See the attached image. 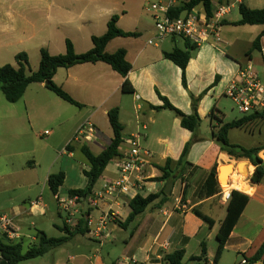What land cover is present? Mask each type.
<instances>
[{
  "label": "crops",
  "instance_id": "obj_1",
  "mask_svg": "<svg viewBox=\"0 0 264 264\" xmlns=\"http://www.w3.org/2000/svg\"><path fill=\"white\" fill-rule=\"evenodd\" d=\"M45 1L56 15L81 19V27L89 25L95 29L98 25H104L103 29L96 34L84 33V37H79L77 41L72 40L78 54L86 53L93 48L92 37L104 35L108 29V22L114 15L119 16L118 26L122 30L139 34L138 37L116 38L106 49L108 53H114L121 48L127 51V60L132 65V70L127 76L134 89L132 93L122 91L125 79L104 62L80 64L68 69H59L56 73L54 82L81 103L82 109L97 107L94 111L82 112V121H90L95 127L93 140L87 143L76 141L62 154L74 158L75 153L81 150L84 144H87L94 154H100L110 144L114 135L108 112L118 108L120 122L124 127V142L120 148L121 157L128 150L127 139L135 134L141 135L142 148L148 155V165L143 174L144 180L131 196H122L116 200L108 196L101 199L98 196L107 181L118 177L117 167L114 171L106 168L90 197L91 200H98V210L91 209L88 200L82 209L81 218L84 220L82 228L86 233L81 234L75 231L74 237L67 242L74 252L69 254L67 262L55 261L53 264H161L165 254L179 249L185 250L184 264H188L186 259L191 264H214L218 248L217 234L226 217L228 205L221 199L224 188L219 180V169L227 165L233 166V171L228 178L230 190L245 193L250 200L234 227L218 264H224L225 254L231 253L237 256L234 264H239L244 258L251 259L264 243V178L261 183H254L252 176L255 166L248 160H234L221 150L213 140V127L218 123L213 121L210 115L215 110V115L224 123L244 117L235 116V119L228 121L230 117L227 110L221 108V104L230 99L226 95L227 89L238 77L240 69L248 65L252 66L253 72L264 84V34L259 48H253L264 26L234 25L241 16L232 17L231 10L222 22L223 43L202 45L190 59L186 68V88L183 84L182 69L173 61L164 58V52H170L174 48L184 49L185 40H183V47L178 45L180 38H168L161 44L149 45L148 41L153 38V35L155 36L153 22L141 19L136 20L133 28L127 26L129 19H140L149 0ZM235 1L239 6L243 4L250 9L264 8V0ZM246 1L250 4H246ZM233 2L234 0H223L222 4L232 6L233 9L235 6ZM20 4V0H0V17L5 19L4 22H0V67L9 64L11 57L15 60L19 53L14 49L22 42L17 26ZM141 39L146 40V45L143 47H139L137 43ZM66 40L58 50H53L49 46L46 48L52 55L65 54ZM113 44L122 46H117V50L111 52L109 48ZM61 70L65 71L59 77ZM39 84L42 88H46L44 83ZM31 86L28 87L23 98ZM192 94L195 97L203 95L198 105V113L202 119L199 136L202 140L193 144L188 155L186 182H188L189 190H187L185 201L183 200V181L179 179L174 182L167 204L162 208H149L127 229L121 228L118 222H125L129 217L131 213L129 204L136 195L146 198L165 190L167 185L165 181H152L162 175L158 167L163 166L167 159L178 161L185 145L194 136L191 131L182 127L180 118L173 111L163 108L165 102L162 98H166L171 105L183 113L191 115L193 113ZM50 103L63 111L67 109L51 97ZM31 105L33 117L39 114L45 115L46 118H53L49 117L43 105H38L36 101ZM32 113L30 111L29 116ZM23 115L15 104L7 105L0 98V161L4 162L0 167V190L3 192H10L15 183L20 185V170L15 165V157L19 155V144L26 130ZM259 124L261 122L232 129L229 132L230 142L242 145L240 142L231 140L232 132L244 130L254 135ZM258 130L261 132L260 129ZM73 135L74 132L66 138L68 139L66 146ZM258 146L263 147L264 142L247 148ZM59 147L55 148L56 153ZM83 157L88 164L84 155ZM113 161L117 162V159ZM54 162L56 163L57 160ZM215 164H218L219 192L205 200H197L195 193ZM87 166L88 169H84L83 173L90 169L89 164ZM49 175L46 179L48 187ZM84 176L81 175L80 184L71 183L70 190L83 188L81 185L85 184ZM233 176L245 184L247 189L239 190L234 187ZM65 181L70 182L69 174H66ZM62 187L59 192L61 196L63 195ZM40 199L41 205L35 206L32 210L30 208L33 201L21 208L17 206L10 208L19 226L24 224L25 217L33 211L45 213L46 204L43 203L42 198ZM178 201L185 203L187 209L179 208ZM109 210L118 214L119 217L116 221L109 220L104 231L99 235L95 233L98 219L101 213ZM95 211L98 212L97 216ZM89 213L94 220L93 226L88 225ZM81 218L79 217L78 220ZM56 226L61 227L57 224ZM213 241H216L214 246L211 245ZM203 243L207 249V256L200 260L198 258L201 256ZM254 264H264V259Z\"/></svg>",
  "mask_w": 264,
  "mask_h": 264
},
{
  "label": "trees",
  "instance_id": "obj_2",
  "mask_svg": "<svg viewBox=\"0 0 264 264\" xmlns=\"http://www.w3.org/2000/svg\"><path fill=\"white\" fill-rule=\"evenodd\" d=\"M223 0H192L188 4L189 7L203 5L205 9L211 13V6L213 2L222 4ZM224 5V4H222ZM182 7L179 11L183 10ZM239 12L241 19L234 23L237 26H264V8L262 9H250L247 6L241 4L239 6ZM179 13V12H178ZM119 16L114 15L108 22L107 32L102 36H93V48L86 53L78 54L75 50L73 42L69 39L66 40V52L65 54L52 55L47 49L42 48L40 50V64L37 71L28 70L29 57L25 52L18 53L15 57L18 67H14L11 64H6L0 67V92L5 96L9 103H18L25 95L28 87L35 83H44L46 88L54 93L56 96L64 100L65 102L82 108L83 105L74 99L67 91L58 86L54 82V77L59 69H68L76 65L87 63L104 62L112 67L114 71L119 73L124 79L122 91L124 93H132L130 82L127 79L129 72L132 70V65L127 60V51L123 48L117 50L114 53H108L106 51L107 46L116 38H129L138 37L136 32H126L118 26ZM264 34V30L259 34L253 44L254 49L259 48L261 37ZM185 40V48H174L170 52H164V58L173 61L182 69L183 84L187 88L186 68L193 54L197 51L198 47L192 44L190 41ZM203 95L192 97L193 113L187 115L175 108L166 98H162L165 102L163 108L173 111L181 120L183 128L193 133V139L188 142L182 155L178 161L173 159H167L163 166L158 168L162 172L160 177L152 179V181H165L167 184L174 181V177L177 174L176 182L182 179L184 185L183 200L185 201L187 190L189 185L186 176V167L189 165L188 155L195 142L201 141L199 131L202 125V119L198 113V105ZM119 109L113 108L108 112V118L113 130V139L110 144L100 154H94L87 144L82 146V153L88 161L89 170L84 171L86 177V185L81 189L69 190V196H78L80 198H90L93 190L102 177L104 171L113 160L121 158L120 148L124 142L123 130L124 127L120 122ZM210 118L216 121L218 125L213 127V140L220 146L221 150L228 154L232 159L237 161L248 160L255 166V172L252 176V181L256 184L262 182L264 178V160L260 157V153L264 151V146H258L253 148H247L242 145L232 144L229 140V132L235 128H243L247 125L255 122L264 121V110L261 112H254L245 115L241 119L234 120L232 122L224 123V121L215 115V110L212 111ZM70 147H68V150ZM66 179L64 172L50 174L48 178V185L54 195L59 194L60 188L63 186ZM219 180H218V164H215L212 170L208 173L203 184L198 188L195 193L197 200H205L214 196L219 192ZM170 195L162 190L158 194H151L144 198L141 195H136L130 201L131 213L125 222H118L121 228L127 229L130 224L151 207L162 208L169 201ZM250 197L245 193L238 190L231 192V200L227 205V214L223 220L220 229L217 234L218 248L214 264H218L223 252L226 249L228 240L234 227L236 226L239 218L246 209ZM84 220L81 218L78 221L76 227H70L64 225L61 231L64 236L60 238H53L47 236L42 231H37L36 240L32 242V245L25 248V242L23 238L20 241H13L7 239L5 236H0V264H21L22 262L45 256L52 252L54 249L66 244L71 238L74 237L75 231L85 234V230L82 228ZM185 250L179 249L174 252L165 254L161 264H184ZM207 256V249L205 243L202 244V253L198 258L200 260L205 259ZM264 259V243L258 252L249 259L250 264H254Z\"/></svg>",
  "mask_w": 264,
  "mask_h": 264
},
{
  "label": "rangeland",
  "instance_id": "obj_3",
  "mask_svg": "<svg viewBox=\"0 0 264 264\" xmlns=\"http://www.w3.org/2000/svg\"><path fill=\"white\" fill-rule=\"evenodd\" d=\"M165 1L167 0H149L146 6ZM20 3L17 26L21 34L22 42L15 47L14 51L19 53L25 52L28 54V70H38L39 60L41 58L40 50L42 48L47 49L46 46H49L53 50H58L63 45L65 39L77 41L79 37L85 36L84 33H87V35L91 32L96 34L100 32L104 26L98 25L95 29L89 25L81 27V19L64 18L60 15H56L50 10L45 0H20ZM233 3L235 6L232 9V17H240L239 4L236 3L235 0ZM246 4L250 3L246 1ZM146 6L139 17L140 19L128 20V27L133 28L136 20L139 21L142 19L143 21L146 20L150 23L153 22L152 15L148 12ZM4 20L5 19L0 17V22H4ZM154 41L156 44H161L164 40ZM145 42V39H141L137 43L139 47H143L146 45ZM178 45L180 47L184 46L183 39L180 38V40H178ZM117 46L122 45L113 44L110 46L109 50L113 52L117 50ZM9 62L12 66L18 67L12 57ZM64 71L65 70H61L59 72V77ZM40 85L41 84L39 83L32 84L25 98L21 99L18 103H15L24 114L23 124L26 128L25 135L22 136L19 144V155H16L15 157V165L20 170V185L18 186L17 183H15L10 192H3L0 190V215H14L12 209H10L13 206L21 208L30 201L35 202V200L42 198L43 203L46 204L45 213L41 214L39 211H33L25 217V222L20 227L23 232L30 237L36 236L37 231L41 230L49 237L60 238L64 236L61 228L64 226V220L66 219L67 214H65L58 206L54 194L47 186L46 179L48 174H55L62 171L65 172V174H69L70 182L65 181L62 187V196L64 197L67 196L68 190L71 188V183L75 182L76 185L80 184L81 175L84 176L83 170L88 169V164L84 159L81 150L75 153L74 158H69L67 155H63L62 152L65 151L66 148V142L68 140L66 138L73 132L75 135L77 128L83 122L82 112L85 113L88 110L94 111L97 107H87L84 109L78 108L65 102L45 87L42 88ZM50 97L59 101V103L67 109L63 111L60 107L57 108L52 105V103H50ZM0 98L3 99L4 103L7 105H12V103H9L6 100L1 92ZM34 101H36L38 105H43L46 108L49 117L53 118H46L45 115L41 116L39 114L38 116L33 117L31 104H33ZM221 108L227 110L230 117L228 121L235 119V116L241 117L248 115L241 113L231 99L223 101ZM30 111L32 113L31 116H29ZM258 129H260L262 133L259 132ZM46 131H49L50 134L46 135ZM256 131L257 132L252 135L244 130H234L232 132L231 140L234 142H240L245 147L255 146L264 142V121L258 125ZM74 135L70 138L72 139ZM58 146L60 147L58 153H56L55 148ZM260 157L264 160V153L260 155ZM54 160H57V162L55 163ZM3 163V161H0V167H2L1 164ZM116 163V161H112L108 166V170L114 171L116 169ZM230 173L231 171L225 175V178L228 179ZM86 182L85 177V184L81 186L84 187ZM226 186V183H222L223 188ZM97 215L98 212L95 211V216ZM77 217L78 220L79 216ZM56 224L61 227H57ZM71 227L73 228L74 226ZM24 242L25 248H27L32 245V242L36 243L37 240L26 238L24 239ZM215 244L216 241L211 243L212 246ZM68 245L69 244L66 243L45 256L31 259L22 262L21 264H53L55 261L65 263L67 262L69 254L74 252ZM236 260V255L232 253L225 254L223 263L234 264ZM185 261L188 262V264L190 263L187 259Z\"/></svg>",
  "mask_w": 264,
  "mask_h": 264
},
{
  "label": "built area",
  "instance_id": "obj_4",
  "mask_svg": "<svg viewBox=\"0 0 264 264\" xmlns=\"http://www.w3.org/2000/svg\"><path fill=\"white\" fill-rule=\"evenodd\" d=\"M192 0H167L147 5L148 12L152 15L155 36L148 41L149 45H157L154 40H165L168 38H181L190 41L192 44L200 47L205 44L221 45L223 43L221 27L226 15H228L232 6L222 5L213 2L211 13L203 5L189 7ZM182 7L183 10L179 11ZM179 12V13H178ZM226 95L237 106L243 114H251L264 110V84L257 74L253 72L252 66L248 65L240 69L236 77L226 91ZM95 127L90 121H85L79 125L74 137L68 143L65 151L68 150L74 142H91L94 138ZM46 135L50 132L46 131ZM128 150L124 156L117 160L116 167L118 177L107 181L102 192L98 194L101 199L108 196L112 199H118L122 196H131L137 191L144 180V171L148 165V155L143 150L141 144V135L135 134L127 139ZM228 185L222 193V201L226 204L231 200V190ZM60 209L67 214L66 225L76 226L78 224L77 216L82 217V209L88 200L89 207L98 210V200L91 198H80L78 196L55 195ZM41 205V199L32 203L31 210L35 206ZM178 207L187 209V205L178 201ZM118 214L109 210L101 213L98 219V227L95 231L101 234L109 220L116 221ZM93 217L88 215V225L93 226ZM0 236H5L9 240L20 241L23 238L36 240V236L30 237L24 233L22 228L16 223V216L2 215L0 217ZM239 264H250L249 260L244 258Z\"/></svg>",
  "mask_w": 264,
  "mask_h": 264
},
{
  "label": "bare ground",
  "instance_id": "obj_5",
  "mask_svg": "<svg viewBox=\"0 0 264 264\" xmlns=\"http://www.w3.org/2000/svg\"><path fill=\"white\" fill-rule=\"evenodd\" d=\"M241 169V168H240ZM233 170V167H228V166H226L225 168H224V174L222 175V178H221V180H222V183H226V185H228V179L227 178H225V175L229 172V171H232ZM249 176V175H248ZM247 176V177H248ZM234 177V176H233ZM234 179V183H233V185H234V187H236L237 189H239V190H246L247 189V186L245 185V184H243L239 179H237V177H234L233 178ZM227 187V186H226Z\"/></svg>",
  "mask_w": 264,
  "mask_h": 264
},
{
  "label": "water",
  "instance_id": "obj_6",
  "mask_svg": "<svg viewBox=\"0 0 264 264\" xmlns=\"http://www.w3.org/2000/svg\"><path fill=\"white\" fill-rule=\"evenodd\" d=\"M263 153H264V151H263ZM228 167H233L232 165H227ZM226 166H222V167H220V169H219V180H220V183L222 184V180H221V178H222V175L224 174V168H225ZM233 171V170H232ZM231 171V172H232ZM231 174V173H230ZM230 176V175H229ZM177 179V174L175 175V177H174V181ZM174 181H172V182H170V183H168L167 185H166V187H165V192L167 193V194H169V195H171V193H172V189H173V187H174ZM228 185H229V181H228Z\"/></svg>",
  "mask_w": 264,
  "mask_h": 264
}]
</instances>
